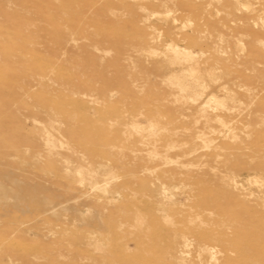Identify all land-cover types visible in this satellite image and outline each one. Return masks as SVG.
Here are the masks:
<instances>
[{
  "label": "rangeland",
  "instance_id": "obj_1",
  "mask_svg": "<svg viewBox=\"0 0 264 264\" xmlns=\"http://www.w3.org/2000/svg\"><path fill=\"white\" fill-rule=\"evenodd\" d=\"M0 187V264H264V0H0Z\"/></svg>",
  "mask_w": 264,
  "mask_h": 264
},
{
  "label": "bare ground",
  "instance_id": "obj_2",
  "mask_svg": "<svg viewBox=\"0 0 264 264\" xmlns=\"http://www.w3.org/2000/svg\"><path fill=\"white\" fill-rule=\"evenodd\" d=\"M192 74H194V73H192ZM166 159H167V157H166ZM164 161H166V160H164ZM169 161V160H168ZM170 165V164H169ZM173 165V164H172ZM5 195V193H4V190L0 187V197L1 198H3L2 196H4ZM202 251V250H201ZM207 252V251H206ZM213 260V259H212Z\"/></svg>",
  "mask_w": 264,
  "mask_h": 264
}]
</instances>
